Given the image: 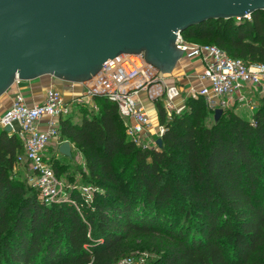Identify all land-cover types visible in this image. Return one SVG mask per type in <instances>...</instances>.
Masks as SVG:
<instances>
[{
    "label": "trees",
    "instance_id": "1",
    "mask_svg": "<svg viewBox=\"0 0 264 264\" xmlns=\"http://www.w3.org/2000/svg\"><path fill=\"white\" fill-rule=\"evenodd\" d=\"M181 34L246 65L264 63L263 10ZM95 104L96 112L76 104L60 121L62 140L82 153L97 186L82 211L75 190L45 204L11 177L22 142L0 128V264H115L139 234L158 254L151 264H264V98L249 120L224 109L212 123L201 97L171 121L159 106L158 149L129 140L115 103ZM50 161L59 177L63 164Z\"/></svg>",
    "mask_w": 264,
    "mask_h": 264
},
{
    "label": "water",
    "instance_id": "2",
    "mask_svg": "<svg viewBox=\"0 0 264 264\" xmlns=\"http://www.w3.org/2000/svg\"><path fill=\"white\" fill-rule=\"evenodd\" d=\"M259 10L264 0H0V96L43 76L82 83L123 54L142 53L169 75L182 57L177 33ZM58 151L72 157L68 141Z\"/></svg>",
    "mask_w": 264,
    "mask_h": 264
},
{
    "label": "built area",
    "instance_id": "3",
    "mask_svg": "<svg viewBox=\"0 0 264 264\" xmlns=\"http://www.w3.org/2000/svg\"><path fill=\"white\" fill-rule=\"evenodd\" d=\"M175 43L183 50L176 66L183 72V77L187 75L185 68L188 65H199V70L190 75L196 83L190 82L185 91L188 97L204 99L208 123L215 120L216 109L223 111L228 106H241L253 113L258 108L264 98V63L246 65L216 45L186 41L181 33H177ZM167 77L146 62L142 53L123 54L106 62L90 79L70 83L71 86L79 85L81 90L68 100L53 86L45 91L44 98L38 103L28 104L21 92L13 96L0 117V127L8 126L10 132L17 133L22 142L17 164L26 171L29 181L41 190V200L45 204L53 203L56 196L58 177L46 151L52 150L54 145L55 159L61 155L58 151L64 142L61 119L70 115L76 104L95 109V99L106 98L117 105L130 141L143 149H158L157 139L164 134L165 125L154 119L157 109L159 106L173 109L184 91L180 83L168 82ZM45 117L44 128H41ZM82 190L86 201L92 199L90 187ZM115 264H134V261L127 257Z\"/></svg>",
    "mask_w": 264,
    "mask_h": 264
},
{
    "label": "rangeland",
    "instance_id": "4",
    "mask_svg": "<svg viewBox=\"0 0 264 264\" xmlns=\"http://www.w3.org/2000/svg\"><path fill=\"white\" fill-rule=\"evenodd\" d=\"M179 73V69H174V71L168 75L167 81H175V82H181L183 79V75ZM186 78V77H185ZM39 79H43L44 83L48 82H57L61 83L65 86V83L58 81L54 77L51 76H44ZM53 86V85H52ZM50 86V87H52ZM54 87V86H53ZM5 94L0 96V111L1 107L5 105ZM188 95L186 91H183L180 98L176 101V106L173 109L170 108H164L163 111L165 113V117L167 120L171 121L175 116L178 117L180 115H183L184 111L187 109V100ZM163 98H161L162 100ZM164 99L162 100V102ZM97 106V105H96ZM91 109V108H90ZM93 111H97V107L95 109H92ZM228 112H235L237 115H239L241 118L249 120L252 116V111H250L246 107H233L228 106L225 108ZM159 109H157L156 117L154 118L157 122H159ZM1 114V113H0ZM2 128V127H0ZM46 155L48 159L53 158V152L52 150H47ZM56 159H59L60 163L63 164V168H61L60 175L57 179V185H56V196L55 201L53 203H59L62 201H65L70 198V191L75 190L80 195V199H82V202L80 200H77L74 202V205H77V209L81 210L82 205H86L88 203H91L92 199L85 200V192L82 190L84 187H90V189L93 191L96 190L97 186L94 184V182L91 181L87 168L85 166V161L83 158V155L81 152H79L76 148H73L72 150V157L71 158H65V157H58ZM51 163V161H49ZM9 174L13 179L18 181L23 187V189L28 193L38 194L39 198L41 199V190L39 188L31 183L29 181V178L27 176L26 171L23 169V167L20 164H13L12 167L9 169ZM93 198V197H92ZM79 202L81 204H79ZM17 199H11L7 202L8 209L13 211L17 205ZM82 211V210H81ZM3 243L0 237V245ZM129 250H130V257L133 259L134 264H151L158 256L155 249L148 244L147 238L143 234L139 235H132L129 240L127 241Z\"/></svg>",
    "mask_w": 264,
    "mask_h": 264
},
{
    "label": "crops",
    "instance_id": "5",
    "mask_svg": "<svg viewBox=\"0 0 264 264\" xmlns=\"http://www.w3.org/2000/svg\"><path fill=\"white\" fill-rule=\"evenodd\" d=\"M199 70V65L198 63H194L193 65H188L185 68V72L187 73V75H189V77L186 75L185 77H182L183 79L181 80V82H179L184 91L186 89H188L189 87V83L191 82V84L196 83L195 79H193V77H190V75L192 73H194L195 71ZM179 73H181L180 69H179ZM183 73V72H182ZM183 75V74H181ZM44 77V76H43ZM41 78V77H40ZM43 79H34V80H30V81H20L18 83H15L6 93H5V105L2 106L1 111H0V117L5 113L7 107L10 105L13 96L18 93L21 92L26 100L28 104H34V103H38L40 101H42V99L44 98L45 95V91L50 87V86H54L56 89L62 91L65 95L66 100H68L69 98H71L73 96V94H78L81 90V87L79 85H74L71 86L70 83H66L64 81H60L65 83V86L62 85L61 83H57V82H48L47 84L44 83V81H42ZM170 82V81H168ZM172 82V81H171ZM175 82V81H173ZM151 111L153 113H155L153 110V106L149 105ZM47 119V117L44 118L42 124H41V128H44L45 125V120ZM71 152L74 148L73 144H71ZM54 145H52V152L55 153L54 151ZM58 157H63V155H59Z\"/></svg>",
    "mask_w": 264,
    "mask_h": 264
}]
</instances>
